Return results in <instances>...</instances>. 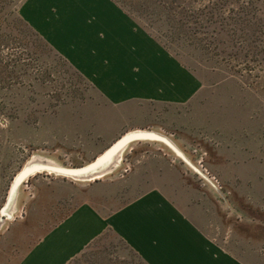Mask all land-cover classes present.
Segmentation results:
<instances>
[{
	"label": "rangeland",
	"instance_id": "374dc122",
	"mask_svg": "<svg viewBox=\"0 0 264 264\" xmlns=\"http://www.w3.org/2000/svg\"><path fill=\"white\" fill-rule=\"evenodd\" d=\"M25 1L0 3V219L26 165L88 166L121 126L120 111L32 28L15 20ZM116 1L143 22L148 19L166 47L209 85L183 112L188 128L168 133L174 144L183 145L179 137H185L190 156L181 152L188 161L165 141L138 139L105 177L126 175L134 164L169 148L193 194L218 201L225 228L214 235L217 242L250 264H264V0ZM143 131L167 136L158 127ZM52 179L94 181L48 171L22 181L13 217L0 220V255L3 245L14 244L21 246L12 252L19 259L58 222L40 219L53 205L45 204L43 214L37 209L38 185Z\"/></svg>",
	"mask_w": 264,
	"mask_h": 264
},
{
	"label": "crops",
	"instance_id": "0c3cea01",
	"mask_svg": "<svg viewBox=\"0 0 264 264\" xmlns=\"http://www.w3.org/2000/svg\"><path fill=\"white\" fill-rule=\"evenodd\" d=\"M20 17L120 111V130L101 155L133 131L158 127L172 141L170 131L188 128L183 112L209 82L166 47L148 19L116 0H26ZM167 150L126 175L39 184L37 209L53 206L32 216L58 222L19 259L12 252L21 246L3 245L0 264H250L217 242L225 228L218 201L194 195Z\"/></svg>",
	"mask_w": 264,
	"mask_h": 264
},
{
	"label": "water",
	"instance_id": "95a60500",
	"mask_svg": "<svg viewBox=\"0 0 264 264\" xmlns=\"http://www.w3.org/2000/svg\"><path fill=\"white\" fill-rule=\"evenodd\" d=\"M138 139H159L161 141L167 142L171 148L184 160L188 161L186 156L181 152V150L172 143L168 138L147 131H136L129 134H126L117 142H115L103 155H101L97 160L88 166L78 168V169H67L55 167L50 164L40 163V162H32L24 167L21 173L16 177L10 195L8 197V201L6 206L2 209V216L0 220L5 218L11 219L13 217L12 210L17 203L18 197V189L19 185L25 179L30 176L40 173L42 171L55 172L60 173L66 177L76 178V179H85V180H97L105 177L111 172L115 171L119 166V162L122 158V154L126 147L135 140Z\"/></svg>",
	"mask_w": 264,
	"mask_h": 264
},
{
	"label": "trees",
	"instance_id": "16d2710c",
	"mask_svg": "<svg viewBox=\"0 0 264 264\" xmlns=\"http://www.w3.org/2000/svg\"><path fill=\"white\" fill-rule=\"evenodd\" d=\"M2 2V0H0V3ZM15 20H17L18 22L22 23L26 28H31L20 16H15L14 17ZM34 31V30H33ZM36 33V32H35ZM37 35H39L38 33H36ZM40 36V35H39ZM47 43V42H46Z\"/></svg>",
	"mask_w": 264,
	"mask_h": 264
},
{
	"label": "bare ground",
	"instance_id": "6f19581e",
	"mask_svg": "<svg viewBox=\"0 0 264 264\" xmlns=\"http://www.w3.org/2000/svg\"><path fill=\"white\" fill-rule=\"evenodd\" d=\"M55 166H57V167H60L58 164H54Z\"/></svg>",
	"mask_w": 264,
	"mask_h": 264
}]
</instances>
